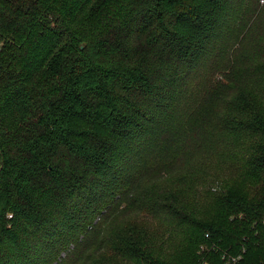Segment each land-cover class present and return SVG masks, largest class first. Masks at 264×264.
<instances>
[{
	"label": "trees",
	"instance_id": "16d2710c",
	"mask_svg": "<svg viewBox=\"0 0 264 264\" xmlns=\"http://www.w3.org/2000/svg\"><path fill=\"white\" fill-rule=\"evenodd\" d=\"M212 246L264 264V0H0V264Z\"/></svg>",
	"mask_w": 264,
	"mask_h": 264
},
{
	"label": "built area",
	"instance_id": "2783aa9c",
	"mask_svg": "<svg viewBox=\"0 0 264 264\" xmlns=\"http://www.w3.org/2000/svg\"><path fill=\"white\" fill-rule=\"evenodd\" d=\"M206 236L208 237V234H206ZM200 252L205 249L203 246L199 247ZM208 250L211 251H219V248H217L216 246H212L211 248H208ZM209 251V252H211ZM220 252V259L222 261L223 264H244L242 262V258H243V254L245 252V248L243 247L242 250L240 252L237 253H229L228 250H224V251H219ZM200 264H208L207 260L202 258L200 259Z\"/></svg>",
	"mask_w": 264,
	"mask_h": 264
},
{
	"label": "rangeland",
	"instance_id": "374dc122",
	"mask_svg": "<svg viewBox=\"0 0 264 264\" xmlns=\"http://www.w3.org/2000/svg\"><path fill=\"white\" fill-rule=\"evenodd\" d=\"M199 247H200V245H199ZM197 251V253H200V250H196Z\"/></svg>",
	"mask_w": 264,
	"mask_h": 264
}]
</instances>
